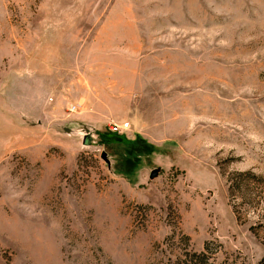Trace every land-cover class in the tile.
Listing matches in <instances>:
<instances>
[{"label":"rangeland","instance_id":"374dc122","mask_svg":"<svg viewBox=\"0 0 264 264\" xmlns=\"http://www.w3.org/2000/svg\"><path fill=\"white\" fill-rule=\"evenodd\" d=\"M258 218L264 0H0V264H264Z\"/></svg>","mask_w":264,"mask_h":264},{"label":"trees","instance_id":"16d2710c","mask_svg":"<svg viewBox=\"0 0 264 264\" xmlns=\"http://www.w3.org/2000/svg\"><path fill=\"white\" fill-rule=\"evenodd\" d=\"M227 180L229 191L234 197L240 196L247 202L258 201L260 196L252 192L251 185L259 183L261 186L263 182L262 174H258L251 169L235 170ZM256 222L252 224L253 228H258L259 225L264 224L262 218H258ZM179 233L172 231L156 243L159 256L154 264H221L216 262L213 257L215 250L212 247V240H206L203 247L196 250L189 246V235L184 232Z\"/></svg>","mask_w":264,"mask_h":264},{"label":"built area","instance_id":"2783aa9c","mask_svg":"<svg viewBox=\"0 0 264 264\" xmlns=\"http://www.w3.org/2000/svg\"><path fill=\"white\" fill-rule=\"evenodd\" d=\"M111 130L115 132H121L129 128V122L128 121H111L110 123Z\"/></svg>","mask_w":264,"mask_h":264},{"label":"water","instance_id":"95a60500","mask_svg":"<svg viewBox=\"0 0 264 264\" xmlns=\"http://www.w3.org/2000/svg\"><path fill=\"white\" fill-rule=\"evenodd\" d=\"M102 156H103V157H106L104 152H102Z\"/></svg>","mask_w":264,"mask_h":264}]
</instances>
